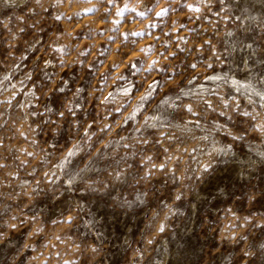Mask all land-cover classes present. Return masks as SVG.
Wrapping results in <instances>:
<instances>
[{"label": "clouds", "instance_id": "1", "mask_svg": "<svg viewBox=\"0 0 264 264\" xmlns=\"http://www.w3.org/2000/svg\"><path fill=\"white\" fill-rule=\"evenodd\" d=\"M0 264H264V0H0Z\"/></svg>", "mask_w": 264, "mask_h": 264}, {"label": "rangeland", "instance_id": "2", "mask_svg": "<svg viewBox=\"0 0 264 264\" xmlns=\"http://www.w3.org/2000/svg\"><path fill=\"white\" fill-rule=\"evenodd\" d=\"M107 7L111 8V5H106ZM127 16V13L125 14ZM135 15V14H133ZM97 23H99V21H97ZM123 24L125 25L124 30L128 31L129 28L131 27L130 21H128L127 19H125L123 21ZM99 27L101 30H103L104 25L102 23H99ZM161 29H157V34L159 33ZM77 31L79 32V29H77ZM132 39H136L139 41L138 37H133ZM149 43H151V41H149ZM85 47H87V45H85ZM109 44H106L104 42V40H100V48L101 49H105L108 48ZM114 47V45H113ZM129 48H131V45H129ZM133 53L131 51H125V52H118L116 55H114L112 57V59L116 62L119 63L121 61L127 62V60L129 59V56H132ZM105 57H101V59H104ZM133 63L137 64L138 66V62L135 60V58L133 57ZM109 67H112V65H109ZM131 69V70H130ZM121 71L123 72L124 76L126 79L130 80L132 83V91H131V95L135 96L137 94V89L141 88V83L138 81L137 76H135L133 73L135 72V69L132 68V65H127L122 67ZM215 71V70H214ZM156 79H159V77H156ZM236 79L239 80L241 83H246V81H244L243 77L240 75L236 76ZM183 84V82H181ZM205 83H207V81H205ZM120 85H124V81H120L119 82ZM100 85H98L99 87ZM115 87V86H114ZM142 90V89H141ZM157 92H159V89H157ZM167 94V93H165ZM145 107H148L147 105ZM131 123V122H130Z\"/></svg>", "mask_w": 264, "mask_h": 264}, {"label": "snow or ice", "instance_id": "3", "mask_svg": "<svg viewBox=\"0 0 264 264\" xmlns=\"http://www.w3.org/2000/svg\"><path fill=\"white\" fill-rule=\"evenodd\" d=\"M109 3H112V0H109ZM128 9H127V5L125 4L122 8H118L117 9V14L120 16L125 17V19H127V16L125 15L127 13ZM133 14H136L135 12H133ZM143 13H141L142 15ZM119 23V22H117ZM234 84H239V81H233ZM250 87V86H249ZM120 91L124 92L125 94L128 92L127 88H122L120 89Z\"/></svg>", "mask_w": 264, "mask_h": 264}]
</instances>
